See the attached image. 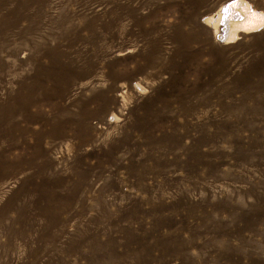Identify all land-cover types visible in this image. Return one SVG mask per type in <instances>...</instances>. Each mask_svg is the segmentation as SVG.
<instances>
[{
	"label": "rangeland",
	"instance_id": "1",
	"mask_svg": "<svg viewBox=\"0 0 264 264\" xmlns=\"http://www.w3.org/2000/svg\"><path fill=\"white\" fill-rule=\"evenodd\" d=\"M181 1L21 0L20 20L0 1V150L21 157L0 179V206L21 184L0 264H264V29L193 56Z\"/></svg>",
	"mask_w": 264,
	"mask_h": 264
},
{
	"label": "bare ground",
	"instance_id": "2",
	"mask_svg": "<svg viewBox=\"0 0 264 264\" xmlns=\"http://www.w3.org/2000/svg\"><path fill=\"white\" fill-rule=\"evenodd\" d=\"M180 4L181 6L178 10V15L183 23L189 25L190 27L186 31H184V34L176 32L175 38H177V40L181 42L183 46L188 45L189 41L197 42L199 47L196 51L194 50L195 53L192 54L193 56H195V54L200 55L208 52V54L210 55L209 60H211V58H215V55L218 52H223L229 45L239 43L242 37L251 36L252 38H255L256 36L260 35L262 33V30L264 29V0H262L261 4L255 3L254 0H238L237 3H233V0H182ZM229 4H231L232 7L228 12H225L224 9ZM25 6L27 7L29 6V4H25ZM117 7L126 10L128 16L134 18L135 7L129 4H117ZM169 9H171V6L169 7ZM8 12L12 14V17L14 19L20 20L21 17H28V13H23L21 11V0L16 8L9 9ZM115 19L119 20V16L117 14L114 15V20ZM86 24L89 25L88 22H86ZM5 25H9V21L6 18V13L0 10L1 36L3 34V32L1 31L2 27ZM107 26L108 24H105L103 25V28ZM74 27L77 28V25ZM192 31L194 32L191 33ZM115 36H117L116 33L106 32L102 36V38L105 40H113L115 39ZM206 45L208 47H205ZM205 48L207 49V51H205ZM106 55L107 50H103L102 53H100L98 49L94 53L95 58H101ZM143 59L145 60V65H148L151 61V56L146 55L143 57ZM75 62V58H69L68 62H66L65 65H61L58 62L52 61V64L56 65V71L53 75H51L53 81L57 86V89H55L56 95H62L66 92L63 91L60 87L61 82L62 84H64L68 81H71L73 77L79 75L74 72L66 71L67 69L71 68V63ZM112 64L113 62L108 65L112 66ZM208 64H211V62L207 63V65ZM220 65L225 66L226 62L221 60ZM142 71V67L138 65H135L132 69V73ZM213 71H215V68H212V72ZM108 74L111 78L116 77V72L113 69L108 72ZM85 75L86 71H83L81 78H83V76ZM17 84V90H14L13 93H6L7 97H13L14 95H18L21 97V78L18 80ZM98 95L101 96L103 105L105 100L107 99L102 90L98 92ZM13 106L14 105H8L5 106L6 108L0 107V123L4 122L6 117H8L14 111ZM19 110H21V106ZM14 127L19 128L21 133V125L17 123H10L4 131V135L9 136L11 129H13ZM183 136H187L186 131L183 132L181 137ZM20 166V156H15L12 159H9V155L5 153V150H0V179L7 173V171L18 169ZM20 193L21 184H19L15 192L6 199L5 203L0 206V215L14 203L15 198H17V195ZM14 222H18L21 224V206H18L17 216L13 218L8 225H2L0 218V228L5 232L12 231L13 228L11 224ZM89 264L98 263L95 259H91Z\"/></svg>",
	"mask_w": 264,
	"mask_h": 264
},
{
	"label": "snow or ice",
	"instance_id": "3",
	"mask_svg": "<svg viewBox=\"0 0 264 264\" xmlns=\"http://www.w3.org/2000/svg\"><path fill=\"white\" fill-rule=\"evenodd\" d=\"M238 0H233V3H237ZM232 5L229 4L228 6H226V8L224 9L225 12H228L231 9Z\"/></svg>",
	"mask_w": 264,
	"mask_h": 264
}]
</instances>
